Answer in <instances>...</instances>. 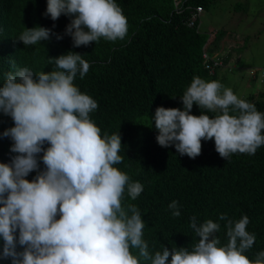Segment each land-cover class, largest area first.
I'll list each match as a JSON object with an SVG mask.
<instances>
[{
	"label": "clouds",
	"instance_id": "9594fccd",
	"mask_svg": "<svg viewBox=\"0 0 264 264\" xmlns=\"http://www.w3.org/2000/svg\"><path fill=\"white\" fill-rule=\"evenodd\" d=\"M169 1L175 13L180 7L187 12L178 22L197 47L202 74L199 70L187 73L178 91L165 102L171 107L155 109L151 120L158 130L157 156H141L137 167L141 171L144 164L169 167L179 154L195 158L201 153L202 139H214L216 151L227 162L237 161L236 156L230 158L237 152L255 155L264 146V113L254 103H264V92L238 97L231 84L219 82L224 77L220 68L241 75L235 58L242 39L222 27L209 32L199 29L198 15L213 0ZM20 3L39 8V17L34 27L25 28L17 38L25 46L55 43L57 50L46 60L54 62L57 70L34 73L11 61L15 71L6 73L0 86V112L14 121L3 136L11 138L10 151L16 154L10 163L0 162V259H11V264H264V245L256 248V235L247 230L248 216L234 221L224 211L199 218V214L184 209L198 242L191 249L175 247L170 251L162 245L161 250L150 251L142 214L124 197L127 190L131 200H136L144 185L141 179L116 167L125 160L119 115L112 114L117 132L101 134L90 117L98 108L97 101L74 83L99 66L122 60H112L111 54L121 57L123 47L115 44L105 56L97 51L84 57L81 50L66 49L64 31L74 46L82 45L80 49L98 45L101 38L114 43L128 37V41L139 25L148 27L159 20L161 11H138L132 28L118 0ZM260 75L264 76V68ZM193 103L217 115L210 117L203 111L192 115ZM45 142L47 148L43 147ZM41 152L45 168L38 170L37 155ZM210 166L211 161L204 168ZM32 171H37L35 178L26 179ZM165 202L168 219L179 222L181 219L175 217L183 213L182 202L176 197ZM219 221H225L227 243ZM17 245L23 250L18 251ZM252 247L257 252L254 259L246 255Z\"/></svg>",
	"mask_w": 264,
	"mask_h": 264
},
{
	"label": "trees",
	"instance_id": "16d2710c",
	"mask_svg": "<svg viewBox=\"0 0 264 264\" xmlns=\"http://www.w3.org/2000/svg\"><path fill=\"white\" fill-rule=\"evenodd\" d=\"M20 1L0 3V86L5 74L15 71L11 61H15L16 67H28L34 73L57 70L54 62L46 60L49 53L57 50L55 43L41 41L36 45L25 46L17 38L25 28L34 27L39 17V8L27 7ZM118 1L122 5L123 14L131 19L132 28L136 23L133 16L139 15L138 11L145 8L161 11L160 19L148 27L139 25L135 36H131L128 41V37L114 43L101 38L103 42H98V45L96 43L80 49L82 45L74 46L71 36L65 34V31L63 37L67 50H81L84 57H92L97 51L105 56L107 49L115 44L123 47L121 57L111 54L112 60H122L99 66L96 72L90 71L83 79H75L74 83L82 93L97 101L98 108L90 113V117L101 129V134L117 132L112 114L119 115L121 151H124L125 160L116 167L129 177L132 174L141 179L144 185L143 192L136 200H131L127 190L124 197L135 204L142 214L145 221L144 238L150 251L161 250L162 245L170 251L175 247L191 249L198 242V236L190 227L189 214L184 209L199 214V218L214 217L216 215L213 213L217 211H224L234 221L247 215L250 221L247 230L255 233L256 248L262 247L264 146L258 148L255 155L239 152L232 154L230 158H238L231 163L232 160L227 162L228 159L225 160L216 151L214 139H202L201 153L195 158L179 154V159L173 160L169 167L158 168L144 164L142 171L137 167L141 156H157L155 148L159 146L156 140L158 130L154 120H151L155 109L158 106L171 107L165 102L169 101L170 94L178 91L187 73H198L200 58L197 47L186 36L185 26L178 22L181 17H187L182 7L179 13H175L169 0ZM196 37L203 38L202 35ZM199 74H202L200 70ZM254 105L264 113V103L259 101ZM181 106L180 109H183V104ZM201 111L210 117L217 115L193 103L191 114L198 116ZM12 126V118L0 112V162L10 163L11 157L16 155L10 151L13 143L11 138L3 136V132ZM43 147H48L47 142ZM42 155V152L37 155L38 170L45 168L40 159ZM209 161L210 168H204ZM36 175L37 171H32L26 179L32 180ZM172 197L178 198L183 206V213L175 217V220H181L176 223L168 219L166 210L165 200ZM219 223L225 231L224 242L227 243L225 221ZM2 247L3 240L0 238V252ZM256 248L252 247L246 252L250 259L255 258ZM17 250L23 249L17 245ZM0 264H11V259H0Z\"/></svg>",
	"mask_w": 264,
	"mask_h": 264
},
{
	"label": "rangeland",
	"instance_id": "374dc122",
	"mask_svg": "<svg viewBox=\"0 0 264 264\" xmlns=\"http://www.w3.org/2000/svg\"><path fill=\"white\" fill-rule=\"evenodd\" d=\"M197 20L201 31L222 27L242 39L235 58L241 67V75L233 69L232 73H226L220 68L224 77L219 82L223 86L231 84L230 89L238 97L264 92V76L260 75L264 68V0H213ZM261 80L263 83H257Z\"/></svg>",
	"mask_w": 264,
	"mask_h": 264
}]
</instances>
